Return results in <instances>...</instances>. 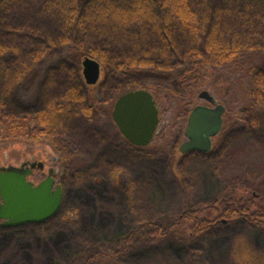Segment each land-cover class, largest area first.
<instances>
[{
    "label": "rangeland",
    "instance_id": "rangeland-1",
    "mask_svg": "<svg viewBox=\"0 0 264 264\" xmlns=\"http://www.w3.org/2000/svg\"><path fill=\"white\" fill-rule=\"evenodd\" d=\"M46 1L50 2L0 1L2 110L21 114L62 95L67 86L85 89L82 66L83 85L58 61L65 56L66 44L77 45L85 53L107 54L110 73L105 75L107 71L101 69L95 86L101 100L115 97L126 87L146 85L171 87L178 97L182 95L169 76H177L193 54H183L179 37L172 40L178 52L172 57L166 53L170 47L161 49L154 44L150 31L133 45L127 42L139 34L141 22L129 20L123 27L111 28L116 21H112L114 14L106 1L105 12L96 10L75 27L67 10L82 6L83 0H70L66 8L55 9L56 13L47 12ZM192 2L203 11L200 17L210 22L212 7L214 11L224 0ZM253 47L256 54L264 56V37ZM204 48L201 38L192 50ZM123 52H133L141 61V73L132 79L122 78L120 66L115 65L114 59H123ZM154 57L159 60L153 62ZM213 83H204L198 91H208L226 110L224 128L208 152H173L185 140L187 119L177 116L178 106L171 95L163 98L160 93L158 97L152 88L148 91L156 97L160 121L154 140L144 151L127 146L114 121L98 113L82 116L76 105L63 129L52 128L39 137L29 134L28 125L20 130L12 124L7 130L0 123V166L41 161L43 173L36 170L29 180L37 184L53 167L63 188L60 208L50 220L0 226V264H78L91 250L117 244L128 234H133L128 253L115 260L100 257L97 263L264 264V230L243 221L221 225L196 239H183L186 237L178 233L175 239L148 245L141 244L137 232L145 222L165 224L187 207L234 195L240 187L261 195L264 204V102L253 108H262V112L249 109L241 114L238 92L223 85L222 89L212 87ZM188 98L193 102L184 105L185 113L197 104H207L198 93Z\"/></svg>",
    "mask_w": 264,
    "mask_h": 264
},
{
    "label": "trees",
    "instance_id": "trees-1",
    "mask_svg": "<svg viewBox=\"0 0 264 264\" xmlns=\"http://www.w3.org/2000/svg\"><path fill=\"white\" fill-rule=\"evenodd\" d=\"M49 1L45 2L47 6L45 9L53 13H56L55 9L66 8L70 2V0ZM105 1L114 14L112 21H116L111 28L118 27L120 24L123 27L129 20L141 22L139 34L135 38L128 36L130 39L127 42L131 45L135 44L142 34L145 35L150 31L154 36V44L161 49L166 45L170 47L166 53L172 57L178 55L172 43V40L174 41L177 37L180 39L178 42L182 43L183 54L188 52L193 54L191 60L177 76H171L172 73L169 76L179 85L182 95L178 97L171 87L146 85L137 88L126 87L115 97L101 100L95 93L96 84L86 85L85 89H79L75 85L67 86L62 95L53 97L38 109L21 112V114L2 110L5 103L0 100V123L5 129L9 130L11 125L15 124L16 128L25 130L24 126L28 125L29 134L35 133V137L45 134L52 128L63 129L67 121L71 119L70 113L74 105L82 116L89 118L92 114L98 113L113 122V105L121 94L133 89L151 88L158 97L160 93L163 98L171 95L178 106L177 116L184 115L187 119L189 112H184V105L191 104L193 102L191 97L204 91H198L200 86L205 85L204 83L210 85L213 82L212 87L222 89L223 85L228 88L233 87L238 92L239 100L242 102L239 111L241 114H246L249 109L255 113L262 112V108H256V111L253 108L255 104L264 102V56L256 54L252 49L253 43L258 38L264 37V0H224L216 4L214 11L212 7L213 14L210 22H205L200 17L203 11L194 6L192 0H83L82 6L78 4V7L76 5L67 10L73 16L70 20L72 26L82 25L90 13L96 10L103 11V8H106ZM148 27L150 28L147 29ZM201 38L205 48L201 52H195L192 49L196 40ZM131 53L133 52H123V59L118 61L114 59L115 65L120 66L122 78L128 76L132 79L141 73L138 65L141 61L139 62L135 54ZM148 53L151 54L150 51ZM64 55L63 59L58 61H62L69 67V72L75 74L80 84H82L81 61L86 56L97 60L101 69L107 71L105 75L110 73L108 56L105 52L85 53L77 45L66 44ZM157 59L159 60V57H154L153 62ZM185 97L191 99H185ZM224 122L223 115L222 128H224ZM214 140L215 137L212 148L215 145ZM125 142L127 146L136 150H146V147H135L126 140ZM173 152L180 153L179 146ZM174 158L175 155L173 160ZM236 191L234 195L220 196L207 204L187 207L165 224L153 221L143 223L137 230L140 232L138 234L141 236V244L148 245L153 241L175 239L178 233L186 237L183 239L192 240L208 234L221 225L238 221L264 230V204L261 195L246 187H240ZM132 240L133 234H128L117 244L101 245L88 252L78 264H98L100 257L115 260L129 252ZM102 264L105 263L102 262Z\"/></svg>",
    "mask_w": 264,
    "mask_h": 264
},
{
    "label": "water",
    "instance_id": "water-1",
    "mask_svg": "<svg viewBox=\"0 0 264 264\" xmlns=\"http://www.w3.org/2000/svg\"><path fill=\"white\" fill-rule=\"evenodd\" d=\"M82 75L87 85H95L100 78V63L86 56L81 61ZM199 97L210 105L194 106L187 118L185 140L179 151L208 152L212 139L223 126L225 106L216 103L208 91ZM112 119L124 139L135 147L149 145L160 121L158 102L146 89H133L121 94L115 101ZM28 162L20 166H0V226L17 227L23 224H40L53 218L59 210L62 189L55 185L54 169L50 167L45 178L35 184L28 177L34 168L42 170L43 162Z\"/></svg>",
    "mask_w": 264,
    "mask_h": 264
},
{
    "label": "flooded vegetation",
    "instance_id": "flooded-vegetation-1",
    "mask_svg": "<svg viewBox=\"0 0 264 264\" xmlns=\"http://www.w3.org/2000/svg\"><path fill=\"white\" fill-rule=\"evenodd\" d=\"M210 106H211V105H210ZM155 134H156V133H155ZM154 137H155V136H154ZM34 161H35V160H34ZM34 161H31V162H34ZM29 164H30V163L28 162V164H27L25 167H29ZM43 168H44V167H43ZM49 168H50V167H49ZM36 170H39V169L34 168V169L32 170V174L35 173ZM40 171H42V173H43V169L40 170ZM47 173H48V171H47ZM54 173H55V172H54ZM32 174H31V175H32ZM31 175H30V176H31ZM45 177H46V176H45ZM45 177H44V178H45ZM54 178H55V183H54V184H55V185H60V186H61V184L57 182L56 176H54ZM61 189H62V195H61V201H62V196H63V188H62V186H61ZM60 205H61V203H60ZM59 208H60V207H59Z\"/></svg>",
    "mask_w": 264,
    "mask_h": 264
}]
</instances>
